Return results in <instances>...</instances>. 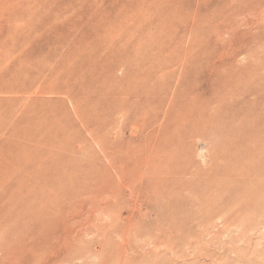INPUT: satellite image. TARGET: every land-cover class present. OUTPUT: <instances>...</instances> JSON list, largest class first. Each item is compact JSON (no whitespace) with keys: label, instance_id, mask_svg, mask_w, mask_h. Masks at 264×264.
I'll list each match as a JSON object with an SVG mask.
<instances>
[{"label":"rangeland","instance_id":"374dc122","mask_svg":"<svg viewBox=\"0 0 264 264\" xmlns=\"http://www.w3.org/2000/svg\"><path fill=\"white\" fill-rule=\"evenodd\" d=\"M0 264H264V0H0Z\"/></svg>","mask_w":264,"mask_h":264}]
</instances>
